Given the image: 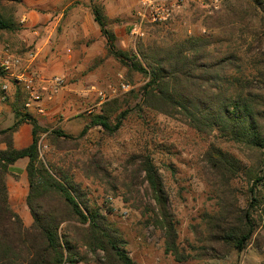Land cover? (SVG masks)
<instances>
[{
  "label": "rangeland",
  "instance_id": "1",
  "mask_svg": "<svg viewBox=\"0 0 264 264\" xmlns=\"http://www.w3.org/2000/svg\"><path fill=\"white\" fill-rule=\"evenodd\" d=\"M212 1L183 0L174 18L163 23L161 33H170L168 40L202 34L204 16L219 12L225 4L248 0H217V9L212 8ZM92 3L102 7L109 18L118 49H136L139 41L147 42L157 36L150 34L153 31L150 26L142 27L141 35L131 34L137 0H0V11L11 13L20 25L16 33L0 34V52L8 47L11 53L22 57L21 66L12 75L2 72L3 77L0 76V82L8 85L6 98L0 100V129L15 120L11 105L16 86L21 85L15 75L20 73L34 78L43 105L41 113L25 106L21 111L33 114L49 130L59 128L70 137L78 136L93 115L100 113L101 104L117 99L113 117L123 109L130 110L116 133L108 134L100 126H91L78 144L60 147L49 144L43 133L40 154L43 158L47 154L46 158L56 166L57 175L67 177L85 196L88 205L96 204L103 209L132 264H264V205L259 209L257 231L245 249L230 250L221 258L193 256L186 261H177L165 251L161 228L149 222L141 209L132 206L140 196L144 201L150 199L144 191L145 183H141L143 175L135 171L130 159L147 153L162 178L172 218L177 222L178 243L186 251L192 245L197 246L193 227H202V212L216 207L215 191L203 175V152L210 141L202 139L179 118L135 108L138 90L145 80L108 55L106 40L92 17ZM258 11L261 14L262 8ZM262 24L255 19L252 25L258 29ZM255 38L246 33L240 39L239 51L246 62L243 92L264 95V38ZM31 49L35 52L33 58L27 56ZM56 76L62 83L51 94V80ZM216 144L228 158L240 164L241 170L245 168L246 158L238 146L222 141ZM95 154L99 167L91 162ZM13 165L5 179L7 196L11 195L8 203L28 227L32 217L26 205L25 167L22 175V167ZM227 174L236 189L237 207L246 208L249 194L243 171ZM128 187L133 190L132 197ZM135 189H139L140 196ZM84 228L72 221L60 226L61 235L69 237L76 246L74 264H111L103 250L89 247Z\"/></svg>",
  "mask_w": 264,
  "mask_h": 264
},
{
  "label": "trees",
  "instance_id": "2",
  "mask_svg": "<svg viewBox=\"0 0 264 264\" xmlns=\"http://www.w3.org/2000/svg\"><path fill=\"white\" fill-rule=\"evenodd\" d=\"M258 8H262L261 14ZM90 9L106 40L108 55L145 80L138 90L135 108L179 118L202 139L210 141L203 152V175L215 191L216 207L202 212V227H193L197 246L186 251L178 243L177 222L172 218L162 178L147 153L130 159L135 171L143 175L141 183H145L144 191L150 199L144 201L139 189H135L140 197L132 206L141 209L149 222L161 228L165 251L177 261L193 256L221 258L230 250L242 251L257 231L259 209L264 205V95L243 92L246 62L239 48L246 33L257 40L264 38V0L225 4L219 12L203 17L202 34L168 40L170 33H161L163 24H145L143 27H153L150 34L157 36L147 42L139 41L136 49L131 50L117 48L108 25L110 20L102 7L92 3ZM255 19L263 23L258 29L252 25ZM19 30L20 25L11 13L0 11V34ZM27 99L22 85L16 86L11 105L15 120L0 129V144H4L0 148V264H74L76 246L60 233L61 224L71 221L85 227L89 247L103 250L111 264H132L103 209L88 205L67 177L57 175L47 154L44 158L40 154L41 134L46 133L47 142L54 146L76 145L91 126H100L108 134L116 133L130 109L113 117L117 99L104 102L100 113L93 115L79 135L70 137L59 128L49 130L33 114L21 111ZM22 123L30 124L31 141L18 149L13 146L12 135ZM216 141L238 146L246 158L245 168L241 170L236 160L228 158ZM97 156L93 155L91 162L99 167ZM22 158L26 159V205L32 217L28 227L8 203L5 180L10 167ZM240 171L245 175L249 194L244 209L237 207L236 189L227 174ZM127 190L132 197L133 190Z\"/></svg>",
  "mask_w": 264,
  "mask_h": 264
},
{
  "label": "built area",
  "instance_id": "3",
  "mask_svg": "<svg viewBox=\"0 0 264 264\" xmlns=\"http://www.w3.org/2000/svg\"><path fill=\"white\" fill-rule=\"evenodd\" d=\"M183 0H137V7L135 9V22L131 29V34L138 36L142 34V27L145 24H163L174 18L182 7ZM212 8L217 9V0L212 1ZM29 58L35 56L34 51L27 53ZM22 57L13 54L8 47H3L0 52V70L5 74L12 75V72L21 66ZM17 83L21 84L23 89L28 94V99L24 103L26 109H34L38 113L43 111L41 103V96L35 86L34 78L32 76H25L20 73L15 75ZM62 83L60 77H53L51 80V94L58 91ZM127 86V85H124ZM8 93V85L0 82V100H4ZM49 94V97L51 96Z\"/></svg>",
  "mask_w": 264,
  "mask_h": 264
},
{
  "label": "crops",
  "instance_id": "4",
  "mask_svg": "<svg viewBox=\"0 0 264 264\" xmlns=\"http://www.w3.org/2000/svg\"><path fill=\"white\" fill-rule=\"evenodd\" d=\"M30 141H31V126L28 123H22L12 135L13 146L19 149V148L27 146L30 143ZM1 148H4V147H1ZM25 164H26V159L22 158L16 161L13 166L22 167V175H24ZM8 200L11 201L10 193L8 194Z\"/></svg>",
  "mask_w": 264,
  "mask_h": 264
}]
</instances>
